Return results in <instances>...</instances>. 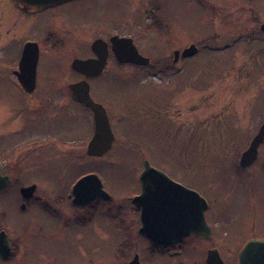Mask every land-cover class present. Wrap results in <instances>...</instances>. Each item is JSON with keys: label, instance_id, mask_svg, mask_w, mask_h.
Instances as JSON below:
<instances>
[{"label": "rangeland", "instance_id": "obj_1", "mask_svg": "<svg viewBox=\"0 0 264 264\" xmlns=\"http://www.w3.org/2000/svg\"><path fill=\"white\" fill-rule=\"evenodd\" d=\"M237 6L253 8L255 17L264 18V0H77L37 18L34 32L41 33L58 19L81 38L90 32L133 27L146 16H157L162 21V39L151 36L140 43V48L153 59L160 55L171 68L154 83L163 87L184 83L183 87L195 92L190 96L180 93L183 96L179 94L178 100L185 104H175L171 92L156 91L152 84L146 88L133 80L126 82L115 66L101 76L91 96L108 111L116 137L113 147L100 157H89L83 151L79 163L71 154L63 156V174L27 172V179H38L42 198H58L53 208L59 213L62 210V220L44 215L36 206L21 213L20 184L0 193V214L5 215L2 224L10 237L21 234L24 253L6 264H115L119 257H129L131 248L132 255L136 252L144 264H179L182 260L184 264H198L195 258L200 253L195 256L194 252H199L201 244L173 259L151 255L149 242L139 235L134 198L139 192L143 161L209 201L207 218L213 227L224 226L223 220L229 221L234 215L235 228L250 227L245 231L264 238V145L258 162L246 172L237 166L264 119V40L247 31L249 24L240 27L243 31L237 34L241 32L236 28L240 21L235 26L236 20L222 19L224 12H236ZM242 18L247 21L254 17ZM226 29L234 32L228 39L223 35ZM65 35V50L41 64L43 82L66 81L72 58L89 52L73 34ZM192 45L199 47L198 53L174 65V53ZM10 47L15 55L18 43ZM228 81L237 82L238 90ZM20 97L10 83L0 81L1 105H12ZM189 97L194 99L190 107L186 104ZM64 114L71 120L63 124V134L84 138L86 143L93 132L89 111L72 102ZM86 174L96 175L113 200L98 201L76 224L70 192L75 181ZM125 242L130 243V249Z\"/></svg>", "mask_w": 264, "mask_h": 264}, {"label": "flooded vegetation", "instance_id": "obj_2", "mask_svg": "<svg viewBox=\"0 0 264 264\" xmlns=\"http://www.w3.org/2000/svg\"><path fill=\"white\" fill-rule=\"evenodd\" d=\"M74 1L67 3H72ZM67 3H62L60 5H55L45 9H38L35 6H27L20 3L18 0H4L0 5V81H6L10 83L21 96L20 101L12 105H8L7 103L2 105L0 104L1 173L2 176L8 177L10 179L11 183L8 187L13 184H20L19 195L21 201L19 206L21 213H27L30 208L36 206L43 211L44 215H56L59 220L63 219L62 210L61 213H59L57 212V209L53 208L54 202H56L58 198L55 195L49 197L51 199L42 198V187H40L38 184V179H27L26 174L27 172L33 170H43V173L63 174V156L73 155L75 161L79 163V154L82 153L83 157V151L86 153L88 144L95 131L93 114L86 105L75 98L72 90L70 89L71 86L85 82L89 86V94L92 98L91 90L97 80L107 73L109 69H112L115 66L118 76L125 79L126 82L127 80H133L135 85H147L146 88L149 84H152V87L156 91L166 90L171 92V94H173L175 104H185V102H179L178 96L182 95L183 93H186L188 96H190V92H195L190 90V87H183L184 83L182 85L171 84V86L169 83H167L168 87H163L154 83L155 81H160L159 79H162L171 68L169 63H164V60L160 55L153 59L145 55L140 48V43L151 36V38H153V36L159 35L160 39H162L163 34L159 33V28L162 26V21L159 20L157 16H152L151 18L146 16L141 23H136L133 27L127 28L124 26L123 29L114 28L111 30L110 28L107 29V31L104 30L90 32L81 38L73 32L70 33V30L64 26L63 20L59 21L58 19H54L51 22V26H54V29H51V26L46 25L41 33L34 32L36 20L40 15L50 10L62 7ZM206 6L212 8V5ZM235 8L237 13L233 12V10L224 12L222 19H227V21L236 20L234 23L235 26L236 22L240 21L237 23L238 26H236V28L241 32H237V34H241L243 31L240 29V27L244 26L245 24H249L250 28L247 31L255 37H259L264 40V18L259 20V17H255L253 8L243 9L238 6ZM244 15H250L254 18L252 20L244 21L242 18ZM5 20L7 22H5ZM226 31L227 32H224L223 35L226 39H228L234 32L231 30L228 32V29H226ZM65 34H73L71 36L76 37L79 42L82 41L85 46L88 47L89 52L86 55L72 58L70 61V74L68 78L66 77V81L53 82L50 80H45L46 82H43L41 78L42 74H40L41 64L46 58L57 57L58 54L65 50L67 47V43L64 38L67 35ZM113 38H117L118 40L122 41L125 40L124 43L127 46H132L133 43L139 54L150 60L149 64L139 65L133 62L121 63L116 58L113 46L111 44V40ZM97 40H102L104 43H102V46H100L98 52H95L92 49V44ZM131 41L132 43H130ZM14 43H18V47L15 55H12L10 46ZM196 47L199 49L198 46ZM182 52L180 51V53ZM23 56L25 57V60L21 65ZM182 58L184 57L179 56L178 60L175 62L174 57V65L177 64ZM100 59L102 62L104 61L105 65L99 75L93 76L95 70H90L89 76L88 74L79 72L73 68V62L75 60H93L97 63ZM227 83H231L235 91L238 90V87L236 86L237 82L235 83L234 81H228ZM255 87L256 86H254L253 89H255ZM185 90H187V92ZM254 97H257L256 92L254 93ZM72 102L78 104L79 106H83V108H86L90 113V118L93 124V132L90 138L87 139L86 143L84 138L73 139L63 134V124L71 120V116L64 114V111L71 107ZM94 102L96 101L94 100ZM193 102L194 99L189 97L186 104H188L190 107ZM147 107L148 105L145 101V108ZM106 112L108 114V111ZM108 117H110L109 114ZM110 124H112L111 121ZM261 124L262 125L260 127L258 126L256 129V131L258 130L256 135L264 126V119L261 121ZM256 135L251 137V140L243 149L238 159L237 166L242 172H246L255 163H257L260 158V148L264 145V141L259 146L258 157L256 161L246 168L241 167L242 154L249 148ZM145 162L148 161L142 162V170L140 171V175L144 171ZM149 164L153 168L159 170V168L153 166L151 163ZM261 169H263L264 172V164L261 166ZM87 175L88 174L80 176L73 184L70 192V200L76 210L73 216L76 224L82 221V214L84 211L93 205H97L98 201H100L96 200L84 208L74 205L72 194L73 187L80 179ZM165 175L170 178L167 173ZM171 180L187 189L194 190L179 180L174 178ZM33 186L35 187L33 196L29 198L24 197L22 194V189L31 188ZM142 191V186L139 182V192L136 196L140 195ZM207 203L208 209L205 213V216L206 222L211 229V236L209 240L195 236L194 234H190L184 237L178 244L159 247L150 239L143 237L149 242V253L151 255L158 253L160 255H167L173 259H178L183 255L189 254L191 251L196 250L197 243L198 245L201 244V248L197 247L199 252L197 250L194 252L195 256L196 253H200V257L195 258L198 264H206L208 253L209 251L213 250L218 252L223 264H239L240 254L249 242H264V238H262V236L254 235L248 233V231H245L251 230L250 227L245 228V230L243 228H238L237 226L235 228L234 222L236 216L234 215L232 219H229V221L223 220L222 224H225L224 226H219L218 228L213 227L207 218V213L210 211L209 201ZM134 207L136 211L137 223L139 225L138 227L140 228V211L135 205ZM4 219L5 215L0 214V232L4 231L7 234V238L11 246V254L6 260H1L0 264L13 262L22 254H24L22 253V243L20 242L21 234L17 233L10 237L6 226L2 224ZM124 227L125 229H128L129 225H124ZM126 243L127 242L124 244ZM127 244L130 245V243ZM130 248L131 245L129 249ZM128 253L129 257H119V259H116L115 264H131L134 261L135 256L138 254L134 252L132 255V248ZM138 259L139 264H144L140 256ZM182 261H180L179 264H184Z\"/></svg>", "mask_w": 264, "mask_h": 264}, {"label": "water", "instance_id": "obj_3", "mask_svg": "<svg viewBox=\"0 0 264 264\" xmlns=\"http://www.w3.org/2000/svg\"><path fill=\"white\" fill-rule=\"evenodd\" d=\"M27 6H35L45 9L55 5L64 4L74 0H18ZM125 41V40H124ZM124 41L113 38L111 44L116 58L121 62H133L139 65H148L150 60L139 54L133 45L127 46ZM104 43L97 40L92 44V49L98 52ZM105 45V44H103ZM105 47V46H104ZM129 47V48H127ZM102 48V47H101ZM198 53L195 45L188 47L181 54L174 53L175 62L179 56L192 57ZM25 57L23 56L24 62ZM98 63V64H97ZM75 60L73 68L90 76V70H95L93 76L99 75L104 68V61ZM34 81V79H33ZM75 98L86 105L93 114L95 131L87 147V155L100 157L111 150L115 140L111 129L110 119L103 105L92 100L89 94V86L83 82L70 87ZM264 141V126L252 140L249 148L242 154L241 167L246 168L253 164L258 157L259 146ZM0 164V193L11 183L8 177L2 176ZM142 193L134 198V203L140 211L141 226L139 235L150 239L154 244L169 246L178 244L190 235L209 240L211 229L206 222L205 213L208 209L207 201L197 192L187 189L174 182L163 172L153 168L149 162H145L144 171L139 176ZM155 187V188H154ZM35 187L22 189L24 197L33 196ZM73 203L84 208L96 200L111 202L113 199L107 194L101 180L96 175H87L80 179L73 187ZM11 246L7 234L0 232V261L10 257ZM131 264H139L136 256ZM206 264H223L216 250L209 251ZM239 264H264V242H249L242 250Z\"/></svg>", "mask_w": 264, "mask_h": 264}]
</instances>
